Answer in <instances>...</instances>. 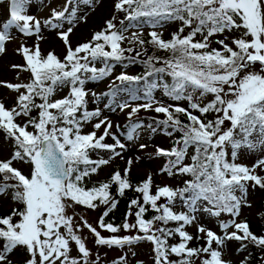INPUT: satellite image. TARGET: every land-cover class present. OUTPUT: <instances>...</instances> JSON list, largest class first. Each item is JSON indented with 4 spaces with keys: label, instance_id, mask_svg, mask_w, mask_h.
<instances>
[{
    "label": "snow or ice",
    "instance_id": "obj_1",
    "mask_svg": "<svg viewBox=\"0 0 264 264\" xmlns=\"http://www.w3.org/2000/svg\"><path fill=\"white\" fill-rule=\"evenodd\" d=\"M27 4L28 0H9L6 10L10 19L0 30V53L11 38L10 26L25 36L41 33V21L25 14ZM69 4L71 0L62 11L53 9L51 17L43 21V27L58 30L57 36L66 48L63 58L54 51L42 54L39 43L34 49L22 45L18 52L25 65L12 67L28 71L31 78L27 83H6V87L18 93L14 105L0 101V130L6 133L13 148L10 158L0 159V197L10 195L22 205L0 217V264H12L10 254L18 247L28 254L25 264H100L98 253L95 259L91 258L83 229L94 237L97 247L115 246L123 250L127 246L131 251L134 244L146 240L153 245L155 264H193V258L201 256L204 258L200 264H230L222 258L225 241L230 240L242 244L248 241L264 249V235L254 234L247 221L237 222L241 207L247 205L248 185L264 188V175L257 172H264V157L251 167L237 162L241 150L264 151V0H116L115 11L124 14L119 27L113 16L105 27L94 32L91 40L74 48L69 36L76 16L75 9L69 12ZM65 20L70 25L66 30L61 23ZM170 21H179L180 27L165 40L162 32L155 29ZM144 25L153 29L148 33L150 39H141L138 31L132 33L135 41L141 46L151 44L169 55H148L143 61L142 75L121 72L109 84L108 91L96 93L86 89L87 81L110 77L116 64L136 61L141 52L126 56L134 49L122 45L128 40L125 33L130 27L139 29ZM185 28L190 29L187 34ZM234 31L239 35L231 38L230 43L225 36L216 41L219 48L211 47V37ZM198 34L201 40H195ZM39 39L42 37L37 35ZM97 63L102 66L96 67ZM256 65L258 71L254 70ZM154 74H161V79L164 75L170 77L171 83L149 82ZM117 81L126 87L121 88ZM141 81L143 89L136 87ZM63 88L68 89L67 94L54 98ZM157 88H162L163 94L174 101L186 100L188 106L165 104L154 96ZM121 91L128 93V99L117 102ZM89 95L94 103L109 98L105 107L113 112L130 109L129 121L141 109L163 114L164 119L155 123L163 125L167 135L179 132L180 136L170 149L157 147V155L169 157L161 172L191 179L184 180L183 187L156 186L153 194L151 174L132 184L129 158V167L123 174L116 170L106 180L87 187V177L113 158H123L122 151L126 149L116 133L110 131L112 122L101 118V109H88ZM208 95L212 99L203 103ZM130 101L143 102L133 106ZM33 110H38L37 116L31 115ZM206 114L214 115L207 119ZM181 115L187 122L180 119ZM89 123L93 131L83 132ZM102 127L103 132L98 135ZM116 127L119 130L120 125ZM127 127L126 138L133 140L142 125L131 122ZM156 130L152 128L153 132ZM108 137L114 143H107ZM145 147L140 145L141 150ZM190 148L194 149L191 163H184ZM95 150L111 155L107 159H93L91 152ZM15 163L28 165V172L14 166ZM113 186L118 196L126 190L140 194L129 201V210L120 224L106 220L119 203L111 192ZM161 198L166 202L158 203ZM177 199L188 211H174ZM74 206L92 210L104 206L105 210L93 225L84 216L77 219ZM149 208L155 214L145 219ZM68 209H73L71 215ZM200 211L216 217L222 213L230 215L229 221L220 224L223 235L203 225L197 228L202 235L195 238L185 230L186 225L196 221ZM133 215L134 222H129ZM170 222L177 226L167 227ZM230 228L234 230L228 231ZM101 230L109 235H102ZM133 230L135 234H119ZM174 236L179 237L178 242L169 244V238ZM193 239H204L205 243L191 247ZM73 248L76 256L71 255ZM171 255L179 259L171 260ZM112 264H127V253Z\"/></svg>",
    "mask_w": 264,
    "mask_h": 264
},
{
    "label": "rangeland",
    "instance_id": "obj_2",
    "mask_svg": "<svg viewBox=\"0 0 264 264\" xmlns=\"http://www.w3.org/2000/svg\"><path fill=\"white\" fill-rule=\"evenodd\" d=\"M116 0H91V3L88 0H71V4L68 5L69 12H72L75 9V27L73 32L69 36L70 43L72 47H76L78 44L89 41L92 38V34L98 30H101L105 27V22L111 19L113 16L116 17L114 23H116L117 27H119V21L124 19L123 13H117L114 9V4ZM9 4V0H0V30H3V25L8 22L10 19V14L6 10ZM68 4V0H28V4L26 6V13L27 15L33 16L35 19L40 20L42 23V30L39 34H33L31 36H25L15 26H10L9 33L10 39L5 42V51L0 53V101L4 102L8 106H12L15 103L16 97L18 95L17 92L9 89L6 87V83H27L28 77L30 73L28 71H24L20 68H13V65H25V61L23 56L18 52V49L21 46H28L30 49H34L35 45L39 43V46L42 50V54H47L49 51H54V53L63 58L66 52L65 45L61 39L57 36L58 30H53L51 28L43 27V21L49 19L52 15V10L55 9L56 11H62L64 6ZM67 15V14H66ZM64 25V30H66L70 25L67 21H61ZM180 27L179 21H170L164 22L163 28L155 29L157 32H162L163 38L165 40L170 39V36L173 32H176ZM153 29L147 25H144L142 28L137 27H130L128 32L125 33V36L128 37L123 43V47H141L142 50H147L150 47V44L145 43L141 46L138 42L135 41V38L132 36V33L138 32L140 33V38L145 40L148 36V33L151 32ZM189 28H185L184 34H187ZM37 35L41 36L42 39L37 40ZM239 32H225L223 34H217L210 38L211 47L219 48L220 45L216 43L219 39H224L225 36L229 37L227 42L230 43L231 38L237 37ZM149 37V36H148ZM202 37L198 34L195 37V40H201ZM129 40L132 43H129ZM135 56V55H133ZM142 57V54L138 57L139 59ZM126 65V66H125ZM102 65L97 63L96 67H101ZM137 65L135 62H126L124 61L123 64H116L113 72L110 77L105 78L99 81L89 80L86 82V89L90 92L101 93L108 91V86L112 81L115 80V77L119 75L121 72H125L129 75H133L137 70ZM254 70H259V65L254 66ZM118 83V81L116 82ZM68 92L67 88H63L58 90L55 93L54 98H62ZM199 96V93L195 94ZM154 96L162 100L165 104H173V105H180L183 107L188 106V102L186 100L181 101H174L171 98L165 96L163 94L162 88H157L154 90ZM212 98L211 95H208L203 98V103L206 100ZM124 99H128V94L125 91H121L118 93L116 100L120 102ZM37 103L40 102L39 98L36 100ZM109 98L104 97L100 101L93 102L91 95L88 97V104L87 107L89 110L96 108L97 106L101 109L102 116L107 117L113 124L112 129L110 130L112 133H116L118 138L121 140L122 143L126 145V149L122 151V157H115L113 158L109 164L101 165L98 169L97 173L92 174L90 179H103V177L107 176L108 171L110 168L118 164L121 168L129 167L128 159H132V163L130 165V174L135 176L139 181H143L146 179L149 174L152 176L153 181V188L152 192L154 194L156 186H164L168 185L173 188L181 187L180 185L183 183L184 179H187V176L184 175H173L169 176L167 173H162L161 169L164 168V164L162 161V156L156 154L157 147L168 149L167 146V136L160 130L158 127H149V122L154 124V118L158 115L154 111H145L141 109L138 113H136L132 120L129 121L128 119V112L130 109H125L121 112L119 109L116 111H112L110 108H106L105 104L109 103ZM143 101H130L133 106L136 103H142ZM38 110H33L31 115L37 116ZM196 114V112H194ZM198 114V113H197ZM210 118H213L214 114H209ZM98 121H93V123ZM131 122H139L142 127L138 129L137 134L133 140H128L126 138V133L128 131V125ZM119 124L120 128L117 129L116 125ZM152 128H156L155 132L152 131ZM31 130V129H29ZM93 131L92 124L89 123L84 126L83 132L87 133ZM103 127L98 131V135L102 134ZM106 142L109 144L114 143L111 137L106 139ZM145 144L143 150L140 149V145ZM10 140L7 138L6 133L0 130V159H7L10 158ZM117 151H121L117 149ZM230 153V150H229ZM111 153L105 150H95L91 152V157L93 159H100L101 157L107 159ZM264 157V151H261L257 148L255 151H247L241 150L239 157L237 159L238 163L244 164L246 166L251 167L253 163L258 159ZM138 158V159H137ZM230 158V156H229ZM189 156L185 158L184 163H189ZM14 166L21 167L25 171L28 172V165H23L20 163H15ZM257 172L261 175H264V172H261L257 169ZM0 180L2 178L0 177ZM239 195V193H237ZM165 200V199H164ZM247 205L241 207L240 215L237 219L239 221H248V222H258V214L262 205L260 201L264 200V188H260L259 186L253 187L251 183L248 185V190L246 194ZM164 201L163 203H165ZM14 202L11 199V196L0 197V210H6L8 207L14 205ZM19 208H22V205H19ZM182 208V211H188L187 208L184 207L182 201L179 199L176 200L174 211L179 212ZM128 207L126 208V212H128ZM74 211L76 214V218L78 219L79 216H84L90 223L93 225L96 224L98 218L102 215L103 209L101 207L92 210L86 209L83 206H74ZM73 209H68V214H72ZM125 212V213H126ZM106 219H110L111 214ZM114 214V213H113ZM125 216V214H122ZM197 219L193 223L186 225L185 230L190 233L192 230H197L199 225H203L205 228H209L216 232L218 235H223V231L221 230L220 224L221 222H227L231 219L230 215L227 213H222L219 217L211 216L208 213L203 211L198 212ZM17 219L14 217V220ZM129 222H134V216L129 217ZM171 224L175 225V222H170ZM157 227L160 226L159 223L156 225ZM234 229H229L228 231H233ZM256 235H261V231L256 229ZM102 235H109L106 231L101 230ZM82 234L86 237V245L92 252V259H95L96 254L98 253L100 256V264H112L113 260H116L120 255L127 253V264H155L154 253H153V245L148 241H140L137 244H134L131 247V251L128 250L126 246L123 250L113 247L107 246H100L97 247L94 243V237L88 232L87 229L82 230ZM120 235L126 234H135V231L132 232H124L121 231ZM200 234V233H199ZM202 235V234H201ZM178 236L170 237L168 240L169 244H172ZM3 241H0V249H2ZM238 241L230 240L225 241V244L222 248V258L225 261H229L230 264H235V262L243 256L242 254L239 256L237 254L236 249L238 248ZM215 247V245H213ZM132 252H135V255H132ZM256 260L255 264H264V254H261L260 250L257 248L256 251ZM72 256H76L77 252L76 249L73 248L71 252ZM173 255L169 256V259L172 260ZM28 254L26 250L22 247H18V249L14 250L12 254H10L11 260H24L28 259ZM201 258V257H200ZM198 258V259H200ZM25 263V262H24ZM193 264H200V261H197Z\"/></svg>",
    "mask_w": 264,
    "mask_h": 264
},
{
    "label": "trees",
    "instance_id": "obj_3",
    "mask_svg": "<svg viewBox=\"0 0 264 264\" xmlns=\"http://www.w3.org/2000/svg\"><path fill=\"white\" fill-rule=\"evenodd\" d=\"M94 34V33H93ZM92 34V35H93ZM150 38L147 36L145 38V41L149 40ZM90 40V39H89ZM131 48L134 49L133 52L131 53H125L126 56H133V55H136V52L139 51L141 52L142 54V57L139 59L137 58L136 61H135V65H137V70L136 72L133 74V76H138V75H142L144 72H145V65L143 63V61L147 58L148 55H152L153 53H155V55L157 56H161V57H165V56H168L169 53L168 52H165L163 50H156L152 47V45L150 44V47L147 49V50H142L141 47H134V46H129ZM129 47H126V48H129ZM126 62H128V60H125ZM157 67H159L160 65L157 64L156 65ZM30 76L28 77V81L30 80ZM149 82H152V81H156L158 83H162V82H167V83H171V78L164 75L163 78L161 79V74H154L153 76L149 77ZM117 85H119V82L117 83ZM121 88H124L126 87L125 85H119ZM136 87H139L140 89H143L144 88V82L141 81L138 85H136ZM163 91V89H162ZM126 92V91H125ZM127 93V92H126ZM128 94V93H127ZM212 98H210L209 100H206V102L204 103H207L208 101H210ZM36 112V110H35ZM198 112H196V115H199V113L197 114ZM206 118L207 119H211L210 118V115L209 114H206ZM160 119H164V115H158L155 117L154 119V124L152 122H149V125L151 126H155V127H158V129H160L166 136H167V139H168V142H167V145H168V149H170L172 146H173V142L180 136V133L179 132H176V133H173L172 136H169L166 134L165 132V129H164V126L163 125H157L155 123V120H160ZM180 119L184 122H187L186 120V117L181 115L180 116ZM167 131H171V129H168ZM10 149H9V152H10V155L13 151V148H12V142L10 141ZM194 152V149L193 148H190L188 150V156H189V159L191 158V155L193 154ZM162 156V161H163V164L166 165L168 163V160H169V157L167 156H164V155H161ZM174 159V158H173ZM189 163H191V159L189 160ZM124 169L125 168H121L120 166H118V164H115L113 165L110 170L108 171V175L103 177V179H90V177H87L85 179V184L87 187H92L94 184H97L98 182H101V181H104L106 180L107 178L110 177V175L116 171V170H120L121 173L123 174L124 172ZM129 177H130V180L132 182L133 185L141 182L139 181L135 176L131 175L129 173ZM2 178V177H1ZM188 179H191L190 176H187V179H184V180H188ZM183 180V181H184ZM181 187H183V183L180 185ZM111 192L114 196H116V199H118L119 203L117 205V208L115 210H113V213L111 214V218L108 220L110 222H113L114 224H120L123 222L124 220V216L122 214H125L126 212V208L128 207V204H129V201L134 199V198H137L140 194L132 191V190H126L125 191V194L123 196H118L116 194V188L115 186H113L111 188ZM165 200L164 198H161V200L158 202V203H163ZM15 202V201H14ZM260 204L262 205V208L260 209V212L258 214V222H255V223H252V222H248L249 226H250V230L255 234L256 233V229H259L261 231V235H264V200L263 201H260ZM19 203L16 202L14 205L8 207L6 210H0V217H3V216H7L9 214H11L12 210L14 208H17L19 209ZM101 209H103V211L105 210L104 209V206H100ZM133 212L135 211V208H133L132 210ZM181 211V209H180ZM155 213L149 208V210L145 213V219H150ZM134 216V215H133ZM135 219V217H134ZM245 221V220H244ZM175 225L169 223V225H167V227H174ZM2 227V226H0ZM191 235H193V237H197L198 235H201L198 233L197 230H192L190 232ZM259 236V235H258ZM179 240V237L172 243H177ZM2 241V240H0ZM205 243L204 239H193V241L190 242V246L191 247H200L202 246L203 244ZM239 245H238V248L236 249V252L237 254H239V256L242 254L243 256H240V258L235 262V264H242V262H245V264H255V260H256V255L257 253L255 252L256 249L258 248L261 252V254H264V249L248 242V241H244L243 244L241 241H238ZM246 245V247L244 246ZM172 260H178L179 257H176L175 255L172 256ZM204 257L201 256L200 259L198 258H193V263L197 262V261H200L201 259H203ZM25 261L20 259V260H12V264H25L24 263Z\"/></svg>",
    "mask_w": 264,
    "mask_h": 264
}]
</instances>
